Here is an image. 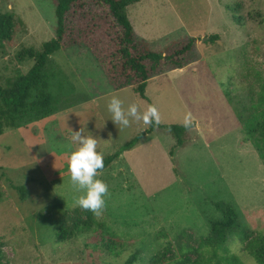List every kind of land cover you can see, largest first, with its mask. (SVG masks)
<instances>
[{
	"label": "rangeland",
	"instance_id": "obj_1",
	"mask_svg": "<svg viewBox=\"0 0 264 264\" xmlns=\"http://www.w3.org/2000/svg\"><path fill=\"white\" fill-rule=\"evenodd\" d=\"M55 9V0H0L1 13L24 23L13 45L0 48L1 86L32 69L33 59L19 60L25 50L41 51L55 38ZM126 15L136 38L152 40L145 42L156 52L196 38L195 61L151 79L147 101L132 87L115 90L91 49L50 57L46 73L57 111L0 135V264H125L136 252L135 264H151L179 245L197 249L222 218L218 203L233 206L250 239L264 236V145L257 148L244 132V122L264 110V0H141ZM216 35L220 41L207 44ZM112 94L125 109L154 104L160 124L149 133L152 124L142 121L121 129L107 110ZM189 112L194 127L178 147L161 126H183ZM81 128L104 158L146 133L96 177L109 193L100 217L74 204L81 193L71 184L67 160L78 147L71 130ZM76 225L77 236L59 238L58 227ZM227 252L257 264L234 235Z\"/></svg>",
	"mask_w": 264,
	"mask_h": 264
},
{
	"label": "trees",
	"instance_id": "obj_2",
	"mask_svg": "<svg viewBox=\"0 0 264 264\" xmlns=\"http://www.w3.org/2000/svg\"><path fill=\"white\" fill-rule=\"evenodd\" d=\"M141 0H55V15L57 20L55 38L43 45L41 51L25 50L19 60L33 59L32 69L25 75L17 76L7 87L0 85V135L8 128H16L25 120H43L57 111V100L50 92L49 79L46 73L48 61L52 55L62 49L72 47L91 49L101 68L108 76L115 90L134 88L143 99L146 96L148 82L164 72L183 69L195 61L193 52L196 48V38L184 42H174L165 52L153 51L148 43L136 38L134 27L126 15V9ZM235 7L229 6L230 12ZM89 17L90 21H87ZM233 20L241 24L244 19L233 16ZM24 27L20 18L0 12V48L13 45L14 38ZM218 35L211 36L207 44L218 43ZM103 46V49L102 47ZM105 48V49H104ZM169 64L167 69L163 65ZM163 70V72H162ZM229 98V93L225 92ZM262 103L264 100L261 101ZM154 122L149 133L156 128ZM171 131L177 139V146L184 145L188 130L183 126H161ZM244 132L255 141L257 148L264 145V110L261 118L256 116L244 122ZM146 133L139 134L124 145L115 155L104 158L105 171L118 161L122 152L132 149ZM1 181V175H0ZM22 197L25 190L19 188ZM222 218L212 222L209 236L200 242L197 249L179 245L174 254L167 257L162 253L152 258L151 264H243L240 258L227 252V242L230 235L239 237L245 243V252L257 264H264V236L258 235L250 239L248 228L240 219L233 206L225 203L217 204ZM59 238L64 240L66 235L77 236L81 227L76 225L68 230L58 227ZM109 234H113L108 230ZM196 258L191 259L190 254ZM139 253H133L125 264H135Z\"/></svg>",
	"mask_w": 264,
	"mask_h": 264
},
{
	"label": "clouds",
	"instance_id": "obj_3",
	"mask_svg": "<svg viewBox=\"0 0 264 264\" xmlns=\"http://www.w3.org/2000/svg\"><path fill=\"white\" fill-rule=\"evenodd\" d=\"M107 110L111 114V120L121 129L129 127L132 122H143L150 125L161 122L160 113L154 104L147 105L143 111L139 110L136 103H131L125 109L124 102L112 94L107 102ZM194 117L189 112L183 118V127L190 129L193 126ZM85 129L72 131V141L78 147L68 156V174L73 188L81 193L74 197L75 206L84 211H90L94 216L100 217L105 210V199L108 195L107 184L96 177L104 168V157L97 152V140L92 134H85Z\"/></svg>",
	"mask_w": 264,
	"mask_h": 264
},
{
	"label": "crops",
	"instance_id": "obj_4",
	"mask_svg": "<svg viewBox=\"0 0 264 264\" xmlns=\"http://www.w3.org/2000/svg\"><path fill=\"white\" fill-rule=\"evenodd\" d=\"M140 3V2H139ZM138 4V3H137ZM136 5V4H135ZM131 22V21H130ZM134 27V26H133ZM134 32H136L135 30H134ZM136 34V33H135ZM149 37V36H148ZM149 38H152V36L151 37H149ZM141 41H146V42H148L149 44H150V41H152V40H141Z\"/></svg>",
	"mask_w": 264,
	"mask_h": 264
},
{
	"label": "water",
	"instance_id": "obj_5",
	"mask_svg": "<svg viewBox=\"0 0 264 264\" xmlns=\"http://www.w3.org/2000/svg\"><path fill=\"white\" fill-rule=\"evenodd\" d=\"M207 40V39H206Z\"/></svg>",
	"mask_w": 264,
	"mask_h": 264
}]
</instances>
